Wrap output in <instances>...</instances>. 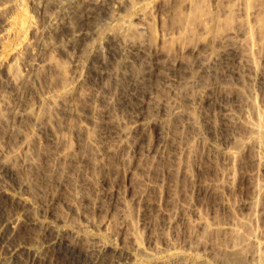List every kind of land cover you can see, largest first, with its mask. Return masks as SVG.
<instances>
[{
    "label": "bare ground",
    "instance_id": "obj_1",
    "mask_svg": "<svg viewBox=\"0 0 264 264\" xmlns=\"http://www.w3.org/2000/svg\"><path fill=\"white\" fill-rule=\"evenodd\" d=\"M76 1L78 5L72 3V11L62 15L48 14L47 0H27L31 10L25 7L27 4L22 6L14 0H0V17L5 20L4 27L0 29V51L2 52L0 53V76L1 74L4 76V80L0 78V127L9 136L21 135L20 141L12 146H6L0 141V174L6 166L16 170H26L31 167L40 169L42 157L49 152H51L52 160L41 173L47 178L57 176L61 185L64 184L63 179L68 180L72 172H76L78 177L84 175L82 163L87 160L90 172L85 179L78 178L73 182L72 198L65 202L70 214L62 218L50 212L49 203L39 204L30 197L29 191L32 188L33 179L27 178L28 175L21 181L17 191L11 192L8 186H3L2 190L11 192L14 198L21 201L26 208L36 210L32 224L52 231V238L48 242L49 247L63 242L80 244L85 253L91 257L93 264H98L107 253L112 255L107 259L105 257L107 264H138L133 260L138 253L140 254L138 258L141 255L146 256V264H264V231L251 233L250 227L255 221H259L260 217L264 224V214L258 217L256 214L258 209L256 197L234 203L227 197V193L232 192L237 186V168L242 169V164L246 162V159L248 160L247 155H250V160L257 165V168H251L250 171L245 169L246 172L243 169L240 178L249 180L254 188L255 196H260L264 201V127L252 103H248L239 113L226 107L222 108L219 116L234 128L233 136L231 134L224 144L223 142L221 144L207 142L203 132L198 131L196 137L198 143H185L184 146L181 144L182 149L174 155L162 152L148 144L147 151L155 154L158 159L155 160V158L149 162L151 165L143 162V137L147 138L151 133L156 138L162 135L158 130L162 120L154 117L155 109L166 111L171 107L174 114L180 118L185 116L188 120L196 119L190 110L182 109L177 100L180 96L191 97V94L197 97L200 90H195L196 86L199 88L204 86L206 82L204 74L215 65L210 56L201 55L202 44L198 42L199 46L198 44L196 47L191 46L190 51L196 53L198 65L203 74L193 75L185 81L181 85V91L177 93V98H171L169 95L155 97L151 104H146L147 109L149 108L147 112L130 114L117 120L116 123L110 113L100 120L98 113L89 115L74 103L78 97L96 103L101 94L99 88H103L101 86L97 88L99 90L89 92L83 90L82 69L84 66L78 56L72 57V74L60 88L47 87L48 89L38 93L37 101L30 102L25 99L28 92L34 91L40 82V71L51 67L52 62L48 54L55 51L59 34L68 25L65 21L66 16L72 19L77 6L84 2V0ZM142 1L144 0H137L133 8L140 9ZM138 18L143 21L145 16L138 14ZM244 33L245 31L243 32L241 28L229 30L220 40L222 47L233 49L237 46L243 47ZM15 36L18 38L17 42L9 43V40ZM5 46L8 50H5L7 49ZM5 51L7 54L3 53ZM261 75L264 78V74ZM102 97V100L112 105L113 109L116 107L112 95L102 94ZM71 117L73 118L70 120ZM28 118L34 120L38 128L30 134H24L22 122ZM67 119L70 123L59 127L61 133L59 134L56 131V124L60 125L62 121L67 123ZM110 123L116 127L108 132ZM45 129L48 132L51 131L49 138L42 137ZM183 133L180 135L182 136ZM72 134H81L83 137L80 141L75 140L77 141L75 146H72L75 139ZM56 141L64 146L51 150V144H56ZM36 143H39L40 147L35 152L32 148ZM76 152H80L83 156L80 162L76 160ZM212 152L223 159L225 168L222 169L221 179H215L210 183L195 180L196 173L200 171L197 161L204 158L207 153L213 156ZM113 158H116V163H120L129 186L123 189L117 181L110 186L108 181L100 179L104 188L101 190L97 185L100 178L99 170H107L109 175H114L111 168ZM168 159L172 162V165L169 163L170 168L166 165ZM65 160L68 162H63ZM166 172L174 173L177 180L182 177L190 181L194 195H201L205 191L218 196L224 211L229 214L222 217L215 215V217L212 216L214 218L207 217L193 203L195 197L192 199L187 192H180L179 185L176 189L171 188L172 186L165 188L161 177H165ZM145 173L147 175L142 176ZM154 173L157 175L155 176ZM136 180L140 183H136ZM88 181L96 185V196L86 192L84 183ZM163 189L169 200H181L178 203L179 208L174 210L175 207L173 204L170 206L171 201H168L165 209L164 207L156 209L157 203L151 198ZM49 193L52 194L53 202L60 201L53 189ZM86 203L90 205L95 216L89 212L90 207ZM153 209L157 212L152 213ZM245 210H250L248 217H241L240 212ZM109 214L111 216L106 217ZM189 216L193 221L190 234L194 238L190 241L186 239V236L184 247L178 246L169 237L168 231L171 234L180 232L178 226L186 225ZM154 217H159L162 223L158 224L157 218L154 220ZM17 222L18 219L13 218L11 225L15 227ZM204 231L210 238L202 236ZM144 240L147 241L148 248H145ZM1 249L2 264H14L20 253L25 250L34 254L39 252L38 248L27 246L9 248L4 245ZM187 249L192 250L194 254L190 261L184 259ZM162 253L170 255L168 262L160 260Z\"/></svg>",
    "mask_w": 264,
    "mask_h": 264
},
{
    "label": "rangeland",
    "instance_id": "obj_2",
    "mask_svg": "<svg viewBox=\"0 0 264 264\" xmlns=\"http://www.w3.org/2000/svg\"><path fill=\"white\" fill-rule=\"evenodd\" d=\"M14 1L22 6L27 4L25 7L31 10L27 0ZM136 1L84 0L81 2L72 19L66 16L65 21L68 25L60 32L55 51L48 54V58L52 62L51 67L40 71V82L34 91L28 92L25 99L30 102L37 101L38 93L48 89L47 87L60 88L72 74V57L78 56L84 66L82 69V74H84L82 78L83 90L89 92L100 89L101 94L96 103L79 97L74 103L89 115L98 113L100 120L110 113L116 123L117 120L130 114L147 112L149 108L147 109L146 104H151L160 95L177 98V93L181 91V85L185 81L193 75L203 74L198 65L196 53L190 51L191 46L195 45L196 47L199 42L203 46L201 55L210 56L215 65L204 74L206 82L203 87L192 85L196 86L195 90H200L201 95L199 93L197 97L193 94L191 97L180 96L177 100L182 109L190 110L196 119L188 120L185 116L180 118L174 114L171 107L166 111L153 109L154 117L162 120V125L158 127L162 138H156L153 133L148 134L147 138L143 137V162L151 165L149 162L156 158L155 154L147 151L148 144L162 152L174 155L177 151L179 152V149H182L185 143H198L196 141V139L198 140L196 138L198 131L203 132L207 142L216 144L223 142L224 144L231 134L233 136L234 130L230 123L219 116L224 107L239 113L248 103H252L264 127V78L261 75L264 74V0H144L138 10L133 8ZM72 3L77 4V1L47 0V13L68 14L72 11ZM138 14H143L145 19L139 20ZM4 22V18L0 17V29L4 27ZM236 28L245 31L242 36L244 46H237L236 49L224 47V49L220 42L221 38L226 32ZM17 40L18 38L15 36L9 40V43L15 44ZM7 46H5L7 48L5 50H8ZM0 53L2 52L0 51ZM3 53L7 54V51ZM3 77L1 74L2 80H4ZM189 85L191 84L189 83ZM101 86L103 88L97 89ZM206 90L207 92H205ZM102 94L114 97L116 106L114 109L112 105L102 100ZM68 121L67 119V123L62 121L60 125L56 124V131L59 134H61L59 127L69 124ZM110 124L108 132L116 127L112 123ZM36 128H38V124L31 118L22 122L24 134H30ZM182 132L184 133L181 136ZM50 135L51 131L48 132L46 129L42 132L43 138H49ZM73 136L75 139L72 146L83 139L81 134ZM20 137L19 134L9 136L0 127V141L6 146L17 144ZM199 144V148H201V143ZM63 146L62 143L56 141V144L52 143L50 148L55 150V148L60 149ZM179 146L181 147L179 148ZM39 147L40 144L36 143L32 150L36 152ZM207 154L197 161L200 171L196 173L195 180L202 183L221 179L222 169L225 168L220 155L215 153L213 156H209ZM50 155L51 152L42 157V168L40 169L31 167L26 170H16L11 166H6L0 174V264H2L3 255L1 248L4 245L9 248L18 246L38 248V254L22 251L18 260L15 261L16 264H93L91 257L85 253L80 244L63 242L49 247L48 242L52 238V231L34 226L32 218L36 214V210L26 208L11 193L19 189V184L28 175L27 178L33 179L29 193L34 201L39 204L49 203L50 212H53L56 217L62 218L69 215L70 210L65 202L72 198V184L75 179H85L90 172V166L87 159L85 163L81 162L84 175L78 177L76 172H72L70 178L63 179L64 184L61 185L57 176L47 178L41 173L50 164L52 160ZM75 157L80 162L83 156L80 152H76ZM247 157L248 160L246 159V162L242 164V169L237 168L236 190L227 193V197L232 203L256 197L258 217L264 214V201L260 196H255L254 188L249 180L240 178L243 169L246 172L245 169L250 171L251 168H257V165H254L250 160V155ZM170 160L168 159L166 163L169 168L172 165ZM63 162L67 163L68 160ZM112 163L111 168L114 175H109L107 170L100 169L97 185L101 190H104L102 180L108 181L110 186L111 183L117 181L120 182L123 189H127L129 185L124 178L120 163H116V158H113ZM138 173L140 174L141 171ZM146 175L145 173L142 176ZM154 175L156 176L157 173ZM165 177L163 176L161 179L166 189L169 186L176 189L179 185L180 192H187L192 199L195 197L193 203L207 217L210 218L214 215L222 217L229 214L224 211L218 196L205 191L201 195H194L190 181L182 177L177 180L175 174L171 172H166ZM136 183H140L139 180H136ZM84 184L86 192L96 196V185L89 181ZM3 186H8L11 192L3 191ZM51 189L55 191L60 201L53 202L52 194L49 193ZM154 195L155 197L150 198L157 203L156 209L158 207L165 209V204L168 201H171L170 206L173 204L174 210L178 205L180 206L178 203L181 200H169L164 189ZM86 205L90 207L88 203ZM154 210L151 212H157ZM89 212L95 216L91 207ZM249 212L250 210L241 211L240 215L248 217ZM96 216L98 217L97 214ZM109 216L111 215L106 217ZM13 218L18 219L15 227L11 225ZM156 218L158 224L162 223L159 217H154V220ZM186 222V225L178 226L180 232L171 234L168 231L169 237L178 246L184 247L186 236V239L190 241L194 238L190 234L192 218L189 216V221ZM162 225L158 230L159 233ZM250 227L251 233L264 231L262 217ZM202 234V236L210 238L206 231ZM143 244L145 248H148L146 240ZM138 254L133 257V260L138 264H146V256L141 255L138 258ZM111 256V253H107L103 259L99 260L98 264H107L108 261L105 260V257L107 259ZM124 257L126 258V255ZM193 257L192 250L187 249L184 259L190 261ZM160 260L168 262L170 255L162 253Z\"/></svg>",
    "mask_w": 264,
    "mask_h": 264
}]
</instances>
